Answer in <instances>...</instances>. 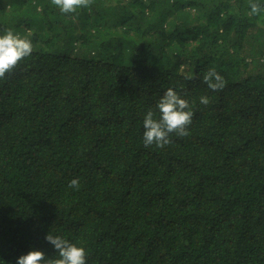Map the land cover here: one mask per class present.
<instances>
[{
  "label": "trees",
  "instance_id": "16d2710c",
  "mask_svg": "<svg viewBox=\"0 0 264 264\" xmlns=\"http://www.w3.org/2000/svg\"><path fill=\"white\" fill-rule=\"evenodd\" d=\"M249 4L0 0V33L33 44L0 77V264L56 258L50 230L87 264H264V16ZM168 87L189 100L188 135L146 147Z\"/></svg>",
  "mask_w": 264,
  "mask_h": 264
},
{
  "label": "clouds",
  "instance_id": "9594fccd",
  "mask_svg": "<svg viewBox=\"0 0 264 264\" xmlns=\"http://www.w3.org/2000/svg\"><path fill=\"white\" fill-rule=\"evenodd\" d=\"M55 5L62 13L74 12L81 6H86L87 0H54ZM249 15L264 16V0H250ZM33 51L32 41L20 34L6 30L0 33V77L13 69L19 61L30 56ZM192 78V74L187 77ZM203 81L210 90L216 91L224 87L225 81L221 73L215 68L204 72ZM199 103L207 105L210 97L201 95ZM156 110H148L143 117V143L144 145H155L162 148L169 144L170 133H177L180 136L188 135V126L192 123L193 110L189 100L183 97L174 87H168L159 97L156 103ZM70 188L79 187V179L73 178L69 182ZM45 239L57 250V256L45 260V253L33 249L16 258L15 264H87L88 251L86 247L70 240L69 238L50 230Z\"/></svg>",
  "mask_w": 264,
  "mask_h": 264
},
{
  "label": "rangeland",
  "instance_id": "374dc122",
  "mask_svg": "<svg viewBox=\"0 0 264 264\" xmlns=\"http://www.w3.org/2000/svg\"><path fill=\"white\" fill-rule=\"evenodd\" d=\"M32 29H29V31H31Z\"/></svg>",
  "mask_w": 264,
  "mask_h": 264
}]
</instances>
